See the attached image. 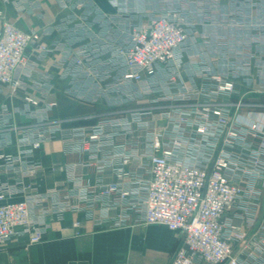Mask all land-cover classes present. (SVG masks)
Returning a JSON list of instances; mask_svg holds the SVG:
<instances>
[{"label":"crops","instance_id":"crops-1","mask_svg":"<svg viewBox=\"0 0 264 264\" xmlns=\"http://www.w3.org/2000/svg\"><path fill=\"white\" fill-rule=\"evenodd\" d=\"M174 13L187 32L178 60L142 81H121L129 69L119 66L114 49L154 17ZM6 22L41 37L27 50L18 88L0 83V155L35 162L40 170L23 176L22 162L15 171L0 169V186L31 185L7 201L28 200L45 235L32 246L17 237L0 251V264H173L180 232L144 225L143 207L128 208L118 195L97 196L100 186L118 181L121 169L129 174L125 189L145 181L155 142L160 151L174 149L208 167L215 157H227L225 173L243 193L222 219L225 234H245L232 236L241 264H264V0H34L33 6L0 0V31ZM86 47L97 49L72 68ZM225 83L234 89L220 91ZM133 104L163 110H122ZM204 108L226 112L229 127H215V117L206 121ZM205 122L210 131L198 133ZM256 122L263 130L251 128ZM101 126V142L85 144ZM49 128L57 130L26 156L28 139ZM125 157H131L128 165ZM51 191L57 193L53 202L44 199L38 207L35 201ZM54 202L77 209L50 208Z\"/></svg>","mask_w":264,"mask_h":264},{"label":"built area","instance_id":"built-area-1","mask_svg":"<svg viewBox=\"0 0 264 264\" xmlns=\"http://www.w3.org/2000/svg\"><path fill=\"white\" fill-rule=\"evenodd\" d=\"M1 1L5 4L14 3L17 6L25 3L31 6L34 4V0ZM75 34L74 31L72 35ZM40 37L39 31H24L14 23L4 24L0 31L1 84L10 85L13 89L18 88L17 75L27 66V50L30 46H38ZM130 37L128 44L114 49L119 66L129 69L128 73L120 77L124 82L142 81L143 74L154 76L159 67L175 63L178 60V51L186 42L187 32L183 19L174 13L154 17L149 27L135 29ZM39 48L45 49L40 46ZM92 49L97 48L86 47L81 50L71 63V67L83 65ZM213 78L219 80V77ZM233 89L232 83H225L219 87L220 91ZM26 101L31 105L39 104V101L32 97H26ZM202 111L206 121L209 122L212 117L217 119V123L213 125L218 129L225 130L229 127V116L222 109H214L210 112L204 108ZM208 122L199 125L197 132L207 134L212 126ZM130 126V122H122L124 130L129 129ZM251 128L263 130V123H253ZM56 130L55 128H49L47 131L36 130L33 134L34 138L27 141L29 148L25 151L28 154L26 156H31L32 150L39 149ZM227 133L232 138L237 136L233 129L228 130ZM80 134L84 135V133ZM103 134V127H98L85 144L101 142ZM176 146L181 145L176 142ZM160 148L159 142H155V152L150 156L149 176L145 181L134 182L132 188L125 189L122 181L129 174L121 169L117 173L118 181L100 186L97 196L118 195L122 202H126L128 208L143 207L144 225H158L180 232L183 243L175 253L173 264H241L233 247L232 236L235 240H241L245 234L235 232L227 236L222 222L224 215L235 207L243 193V189L225 173L229 166L227 157H215L212 166L208 167L206 161L181 157L174 149L160 151ZM130 160L131 157H125L123 164L128 165ZM21 162L26 165L23 176L34 177L40 170V166L35 162L24 161L11 155H0V169L4 173L15 171ZM31 188V185H23V181H19L13 187L0 186V251L20 236H26L27 244L30 246L38 245L44 240L45 228L34 219L30 202L7 201L9 197L25 194ZM56 195V191H51L46 198H40L35 202L38 207L43 208L47 203L44 199L53 202ZM142 195L144 197L140 200ZM55 203H52L50 208L59 209L62 205L64 211L63 203L57 202L56 205ZM65 204V209H77L68 202Z\"/></svg>","mask_w":264,"mask_h":264},{"label":"rangeland","instance_id":"rangeland-1","mask_svg":"<svg viewBox=\"0 0 264 264\" xmlns=\"http://www.w3.org/2000/svg\"><path fill=\"white\" fill-rule=\"evenodd\" d=\"M141 108H144V111H143V113H151L152 112V114H155V112L157 111V110H163V109H161V108H158V109H155V108H149V106H147V104H143V105H138V104H133V105H131V106H128V107H125V108H122V110H135V109H141ZM151 115V114H150ZM149 115V116H150ZM145 116V115H144Z\"/></svg>","mask_w":264,"mask_h":264},{"label":"water","instance_id":"water-1","mask_svg":"<svg viewBox=\"0 0 264 264\" xmlns=\"http://www.w3.org/2000/svg\"><path fill=\"white\" fill-rule=\"evenodd\" d=\"M70 264H88L86 262H80V263H70Z\"/></svg>","mask_w":264,"mask_h":264}]
</instances>
